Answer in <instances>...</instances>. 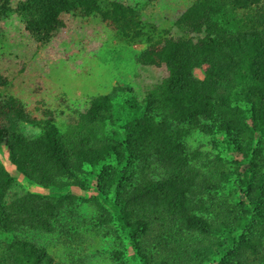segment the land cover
I'll list each match as a JSON object with an SVG mask.
<instances>
[{
    "label": "trees",
    "instance_id": "trees-1",
    "mask_svg": "<svg viewBox=\"0 0 264 264\" xmlns=\"http://www.w3.org/2000/svg\"><path fill=\"white\" fill-rule=\"evenodd\" d=\"M75 1L20 6L28 29L47 30ZM235 4L264 11L192 0L174 37L143 24L137 3L121 11L123 34L145 46L136 62L165 70L89 99L99 145L46 129L12 141L0 127V156L21 175L0 157V264H264V36L223 35Z\"/></svg>",
    "mask_w": 264,
    "mask_h": 264
},
{
    "label": "rangeland",
    "instance_id": "rangeland-1",
    "mask_svg": "<svg viewBox=\"0 0 264 264\" xmlns=\"http://www.w3.org/2000/svg\"><path fill=\"white\" fill-rule=\"evenodd\" d=\"M191 1L77 0L54 25L39 30L28 29L20 6L24 0H0V127L8 121L12 141L46 129L62 145H99L106 132L85 112L89 99L111 91L116 83L139 90V84L155 80L165 70L136 62L145 46L123 34L121 11L137 3L143 24L168 29L174 37L178 34L174 17ZM221 24L223 35L256 30L264 36V11L235 4ZM0 157L10 175L21 182V175L7 161L5 147ZM74 192L85 201L83 192Z\"/></svg>",
    "mask_w": 264,
    "mask_h": 264
}]
</instances>
